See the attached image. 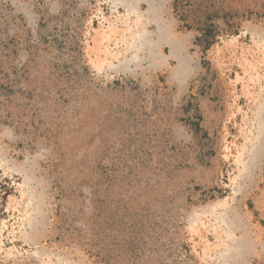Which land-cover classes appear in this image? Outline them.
<instances>
[{"label":"rangeland","instance_id":"obj_1","mask_svg":"<svg viewBox=\"0 0 264 264\" xmlns=\"http://www.w3.org/2000/svg\"><path fill=\"white\" fill-rule=\"evenodd\" d=\"M0 0V264H264V0Z\"/></svg>","mask_w":264,"mask_h":264},{"label":"bare ground","instance_id":"obj_2","mask_svg":"<svg viewBox=\"0 0 264 264\" xmlns=\"http://www.w3.org/2000/svg\"><path fill=\"white\" fill-rule=\"evenodd\" d=\"M134 1H136V0H134ZM126 3L131 4L133 2H132V0H126Z\"/></svg>","mask_w":264,"mask_h":264}]
</instances>
